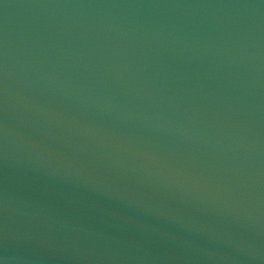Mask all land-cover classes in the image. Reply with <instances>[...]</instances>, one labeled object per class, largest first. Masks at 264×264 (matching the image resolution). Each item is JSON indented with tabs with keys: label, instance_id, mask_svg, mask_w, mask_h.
<instances>
[{
	"label": "water",
	"instance_id": "obj_1",
	"mask_svg": "<svg viewBox=\"0 0 264 264\" xmlns=\"http://www.w3.org/2000/svg\"><path fill=\"white\" fill-rule=\"evenodd\" d=\"M0 264H264V0H0Z\"/></svg>",
	"mask_w": 264,
	"mask_h": 264
}]
</instances>
